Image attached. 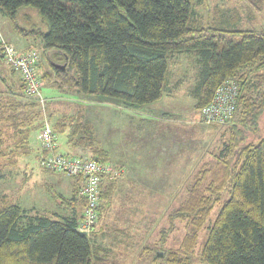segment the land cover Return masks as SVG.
<instances>
[{
    "label": "trees",
    "instance_id": "trees-1",
    "mask_svg": "<svg viewBox=\"0 0 264 264\" xmlns=\"http://www.w3.org/2000/svg\"><path fill=\"white\" fill-rule=\"evenodd\" d=\"M204 2L0 0V12L18 36L39 41L45 54L56 53L58 59L53 56L55 64L50 63L42 79L63 92L139 111L163 98L170 61L180 53L197 57L202 67L191 91L200 113L224 83L237 84L235 112L225 123L229 137L214 163L201 168L184 200L168 216L170 225L162 230V241L178 222L186 223L189 232L177 250L154 251L153 260L154 264H191L199 233L228 192L230 197L208 228L201 260L264 264V27L243 30L238 13L226 15L221 9L204 23L197 12ZM246 2L251 11L263 12L262 0ZM22 10L34 11L44 27H23ZM4 63L0 50V64ZM1 79L0 159L29 155L32 133L39 135L44 126L38 102L27 95L23 83ZM54 131L56 144L57 135L66 134L70 148L77 152L66 156L86 159L91 154L90 159L110 162L82 110L56 123ZM46 155L43 151L41 158ZM70 178L72 197L59 196L69 216L33 214L11 201L0 202V264H110L95 243L94 231L90 235L79 231L86 201L80 196L81 179ZM116 189L117 182H103L98 220L111 206Z\"/></svg>",
    "mask_w": 264,
    "mask_h": 264
},
{
    "label": "rangeland",
    "instance_id": "rangeland-1",
    "mask_svg": "<svg viewBox=\"0 0 264 264\" xmlns=\"http://www.w3.org/2000/svg\"><path fill=\"white\" fill-rule=\"evenodd\" d=\"M262 1L264 5V0ZM204 3L205 5L197 9L204 23L213 19L218 9H221L226 15L238 13L242 23L239 28L243 30L264 27V10L261 13L251 11L246 0H205ZM20 18L25 28L44 27L32 10H22ZM0 31L4 39L19 51H38L41 77L45 70H49L50 63L55 64V52L45 54L39 41L18 36L1 12ZM197 59L186 53L174 55L170 61L168 78V89L173 96H167L159 105L145 107L137 111L138 113L119 109L122 106L116 104L114 107L117 109H114L110 107L113 104L100 101L98 103L108 105H104L105 108H87V104L97 102L94 100L96 98H83L86 96L63 92L54 82L49 83L42 79V93L46 104L42 107L38 102V111L43 118L44 115L49 117L53 129L56 123L63 122L82 110L96 127L94 129L100 147L102 144L110 148L111 152L116 150L119 153L123 149L120 145H133L132 152L135 156L132 163L135 166L131 174L123 165L110 159V163L122 172L120 177L112 181L117 182V189L111 206L104 210L93 229L94 232L92 231L96 245L102 249L101 255L110 264H154V251L177 250L189 232L186 223L178 222L176 230L165 242L162 241L161 232L170 225L168 216L184 200L188 187L196 180L201 168L214 163L215 156L230 133L227 124L218 125V128L217 125L207 124L195 108L190 93L199 80L202 69ZM2 77H6L10 83H23L20 74L5 63L0 64V90L4 89ZM78 104L79 110L72 112L73 107ZM107 106L120 113V125L115 123L114 115H108L107 111L110 109ZM51 112L57 113L53 119ZM153 112L156 118L157 112L159 115L166 112L167 116L160 115L161 120H154L156 129L148 131L147 125L154 123L151 120L152 115L149 114ZM131 123L134 124L133 128H129ZM127 135H131L130 139ZM59 137L62 144L59 153L65 155L64 138L61 135ZM169 137L170 142H167ZM30 145L32 150L29 155H8L7 158L0 159V202L11 201L23 209L35 211L33 214L39 212L52 217L69 216L70 210L61 205L59 196L67 200L72 197V178L42 169L40 161L43 146L37 132L32 133ZM145 147L150 151L147 154L146 151L143 152ZM84 158L90 159L92 156L88 154ZM229 197L230 194L226 192L222 202L211 212L205 228L199 233L198 246L191 264H206L201 260L200 253L208 235V228L214 223Z\"/></svg>",
    "mask_w": 264,
    "mask_h": 264
},
{
    "label": "built area",
    "instance_id": "built-area-1",
    "mask_svg": "<svg viewBox=\"0 0 264 264\" xmlns=\"http://www.w3.org/2000/svg\"><path fill=\"white\" fill-rule=\"evenodd\" d=\"M0 50L5 64L20 74L27 95L35 98L44 107L46 100L42 93L43 81L39 74L38 51L34 49L19 51L4 39L1 31ZM238 94L237 84L224 83L216 91L213 101L203 109L202 119L209 125H224L235 112ZM43 120L44 126L38 136L47 155L41 159V166L50 171L81 179L80 196L85 199L86 206L79 223V231L90 235L99 219L98 208L101 202L102 184L107 180L114 181L120 177L122 171L110 162L72 158L58 153L56 134L49 117L44 115Z\"/></svg>",
    "mask_w": 264,
    "mask_h": 264
},
{
    "label": "crops",
    "instance_id": "crops-1",
    "mask_svg": "<svg viewBox=\"0 0 264 264\" xmlns=\"http://www.w3.org/2000/svg\"><path fill=\"white\" fill-rule=\"evenodd\" d=\"M56 65H58V64H56ZM192 91V90H191ZM58 95H59V93H58ZM66 95V94H65ZM69 95V94H68ZM62 96V95H61ZM167 96H173V93L171 92V91H169V89L163 94V98L160 100V101H158V102H156V103H154V104H151V105H149V106H147V108H149L150 106H157V105H159L161 102H163V101H165V98L167 97ZM190 96H191V93H190ZM56 98H59V96H55ZM68 98H70V97H68ZM191 98H192V100L195 102V104L194 105H196V101H195V99L191 96ZM70 99H72V98H70ZM104 105H108V104H102V103H98V102H94V103H89V104H87L86 105V107L87 108H96V106H104ZM106 107V106H105ZM105 107H103V108H105ZM108 108L107 109H110L109 111H107L109 114L108 115H114L115 116V123L116 124H118V125H120L119 124V116H120V113L118 112V111H115V110H112L110 107H112V108H114V109H117V107H114V105H110V107L109 106H107ZM74 110L72 111V112H74V111H77V110H79L78 108H79V104L78 105H75L74 107ZM119 109H124V108H122V107H118ZM94 109H87V110H94ZM129 111V110H128ZM87 112V111H86ZM130 112H132V113H138L137 111H130ZM149 112H152V111H149ZM155 112H153V113H149V114H151L152 115V122H154V120H161V119H159L160 118V115H163V117L164 116H167V114H166V112H164V113H162V114H160L159 115V112H157L158 114V117L156 118V116L154 117L153 116V114H154ZM53 114V115H52ZM54 114H55V117L57 116V113H53V112H51V115H52V119H53V117H54ZM129 115V114H128ZM86 117V121H87V123H89V124H91V125H93L94 126V123L90 120V117L88 116V114L87 115H85ZM127 117V116H126ZM129 118V117H128ZM166 119L165 120H167V117H165ZM131 121H133L131 118H129ZM117 126V125H116ZM135 126H136V124H135ZM134 127V124L133 123H131L130 124V126H129V128H133ZM94 128L96 129V127L94 126ZM117 128V127H116ZM154 128V129H153ZM147 129H148V131H150L151 129H153V130H155L156 129V125H155V122L154 123H151V124H148L147 125ZM132 132H134L133 130H132ZM165 134V133H164ZM61 135V134H60ZM61 136H63V138H64V140H63V148L65 149V152H64V154L65 155H70L71 153V155H74V156H76L75 154H77V152L76 151H74L73 149H71L70 148V146H69V144L67 143V135L66 134H62ZM130 136L131 135H127V138L128 139H130ZM166 137H167V135H166ZM165 139V138H164ZM123 142V141H122ZM167 142H170V137H169V139L167 140ZM155 145L157 144L156 142L154 143ZM57 145H58V151H60V149H61V147H62V144H61V142H60V137H59V135H57ZM110 145V144H109ZM123 149H122V152H119V153H117V151L115 150V151H113V152H111V150H110V148H108V147H104V146H102V144H101V147L105 150V151H107L108 153H109V155H110V159L112 160V161H114V162H116V163H118V164H121V165H123V167H125V168H127L128 169V171H129V174H131L132 172H134V169H133V167L135 166V164H133L132 162H134V160H133V158H134V154H133V152L132 151H134V149H133V145L131 144V145H120ZM62 148V149H63ZM127 149V150H126ZM148 148L147 147H145V149H144V151L143 152H145V154H147V152H150L149 150H147ZM153 151V150H152ZM142 152V153H143ZM62 153V152H61ZM137 156V155H136ZM130 184V183H129Z\"/></svg>",
    "mask_w": 264,
    "mask_h": 264
},
{
    "label": "water",
    "instance_id": "water-1",
    "mask_svg": "<svg viewBox=\"0 0 264 264\" xmlns=\"http://www.w3.org/2000/svg\"><path fill=\"white\" fill-rule=\"evenodd\" d=\"M56 67H58V68L60 67V68L64 69L66 67V65H63V66L57 65Z\"/></svg>",
    "mask_w": 264,
    "mask_h": 264
}]
</instances>
